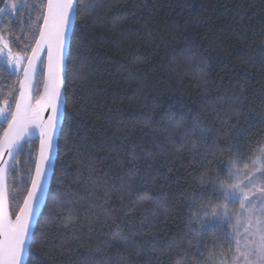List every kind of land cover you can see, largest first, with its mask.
<instances>
[{
	"label": "trees",
	"instance_id": "obj_1",
	"mask_svg": "<svg viewBox=\"0 0 264 264\" xmlns=\"http://www.w3.org/2000/svg\"><path fill=\"white\" fill-rule=\"evenodd\" d=\"M31 3L0 0V34L13 53L34 46ZM76 7L54 174L26 264H206L231 255L219 233L190 232L199 227L190 217L225 204L224 185L214 182L231 183L229 162L264 144V0ZM0 69V106L7 99L13 110L21 74ZM42 84L43 65L35 101ZM24 144L7 177L12 219L37 156V141Z\"/></svg>",
	"mask_w": 264,
	"mask_h": 264
},
{
	"label": "snow or ice",
	"instance_id": "obj_2",
	"mask_svg": "<svg viewBox=\"0 0 264 264\" xmlns=\"http://www.w3.org/2000/svg\"><path fill=\"white\" fill-rule=\"evenodd\" d=\"M78 3L79 0H32L31 5H25L35 13V18L29 25L35 41L34 46L30 48V54L28 51L13 53L9 42L0 34V60L13 69L9 72L10 76L20 70L24 74V80L20 82L19 98L12 96L15 109L12 110V105L7 99L3 101V106H0V124L7 123L3 136H0V160L3 161L0 163V264H22L21 258L27 246L30 221L36 215V205L44 193V179L51 160L53 136L61 118L62 94L59 85L63 80L54 70V53L57 63L62 66L70 19L72 14L77 12ZM11 7L15 9L16 5ZM5 11L0 8V14ZM45 50L48 80L44 85V93L36 99V106L33 107L30 100L31 80L37 79L38 63H44L40 53ZM12 91L10 90V94ZM236 102L240 103L239 100ZM49 107L52 115L47 124H43L40 121V113ZM137 115L144 116L143 113ZM67 118L65 116V119ZM30 125L39 129V157L33 160L35 172L29 178L31 188L24 198V206L15 214V219H12L13 214L8 208L6 178L10 172L16 171V158L25 148L21 141L26 135H30ZM180 126L181 123L178 122L176 127ZM257 152L258 154L250 156L247 161L241 156L240 159L229 162L227 169L231 183L224 184L220 180L214 182L224 185L222 195L225 204L213 207L210 211L203 208L190 217V220L199 226L190 227V232L213 230L220 234L222 240L228 241L227 250L231 255H222L219 258L209 256L206 264H264V144L258 145ZM5 155L7 159H4ZM135 158L136 154L133 153V159ZM9 160L12 161L11 164ZM242 163L245 168L250 163L252 170L242 171ZM24 183L22 182L14 193V200L19 199ZM228 203H238L239 210L230 211ZM118 238L113 237L114 240ZM130 243L134 241L124 240L125 245ZM213 244L220 246L216 241ZM81 264H93V261L91 257H87Z\"/></svg>",
	"mask_w": 264,
	"mask_h": 264
},
{
	"label": "water",
	"instance_id": "obj_3",
	"mask_svg": "<svg viewBox=\"0 0 264 264\" xmlns=\"http://www.w3.org/2000/svg\"><path fill=\"white\" fill-rule=\"evenodd\" d=\"M75 20H76V13L72 14L71 19H70V25H69L68 32H67L66 47H65V51H64V55H63V64H62V66L57 63L56 56H55V53H54V70L56 71L57 75L62 80H63V77H64V66H65V63H66L68 48H69V45H70V40H71V36H72L74 25H75ZM40 58L42 60H44V83H43V88H42V92H41V95H42L44 93V85H45V83L48 80L47 51L46 50L44 52L40 53ZM39 69H40V64L38 63V70H37L36 76L38 75ZM23 80H24V74H23V71H22L21 81H23ZM35 80L36 79L31 80V93H30V96H32V94H33V87H34V84H35ZM19 89H20V84H19ZM59 91L62 94V103L60 104V117H61L60 118V124L57 126V128H56V130L54 132L51 160L48 163L46 176H45V179H44V193L42 194V197H41L40 201L36 205V215L30 221L27 246H26L25 251H24V253L22 255V258H21L22 259V264H26V261H27V258H28V253H29V249H30L31 238H32L33 232L35 230L38 218H39V216H40V214L42 212V209L45 206L46 196H47V193H48V190H49V187H50V184H51V178H52V175H53L54 162H55V159H56V152H57L56 146H57V141H58L59 130H60V127H61V124H62V121H63V112H64V104H65L64 96H63V83L61 85H59ZM18 98H19V95H18ZM14 109H15V106H14ZM51 115H52L51 108L50 107L46 108L43 111V113H42V115L40 117V121L43 124H47L48 118ZM29 127H30V135H26L24 140H22L21 142L22 143H28V142L37 141L38 142V155H37V158H38L39 157V151H40V139L38 138L39 137V129L36 128L34 125H30ZM4 159H7L6 155H5ZM2 162L3 161L0 160V163H2ZM11 163H12V161L9 160V164H11ZM6 181H7V178H6ZM30 188H31V186H30ZM23 206H24V204H23Z\"/></svg>",
	"mask_w": 264,
	"mask_h": 264
},
{
	"label": "bare ground",
	"instance_id": "obj_4",
	"mask_svg": "<svg viewBox=\"0 0 264 264\" xmlns=\"http://www.w3.org/2000/svg\"><path fill=\"white\" fill-rule=\"evenodd\" d=\"M76 16H77V12H76ZM76 21V20H75ZM75 26V25H74ZM73 30H74V28H73ZM73 33V32H72ZM72 37V36H71ZM70 42H71V40H70ZM69 47H70V45H69ZM68 51H69V48H68ZM67 55H68V53H67ZM66 60H67V58H66ZM44 61V60H43ZM26 63V62H25ZM65 65H66V63H65ZM42 65H40V67H41ZM64 72H65V66H64ZM38 73H39V71H38ZM21 74H22V71H21ZM38 76V75H37ZM36 83H37V79L35 80V84H34V87H33V94H32V96H30V100H31V103H32V105H33V107H35L36 106V104H35V98H34V96H35V89H36ZM43 83H44V63H43ZM42 88H43V84H42ZM41 92H42V89H41ZM18 95H19V92H18ZM40 95H41V93H40ZM63 96H64V77H63ZM17 98H18V96H17ZM64 102H65V100H64ZM15 106V105H14ZM64 106H65V104H64ZM14 109V108H13ZM42 113L43 112H41L40 113V117H41V115H42ZM63 116H64V112H63ZM62 123H63V121H62ZM62 125V124H61ZM61 128V127H60ZM60 131V130H59ZM3 136V135H2ZM58 137H59V135H58ZM34 142V141H33ZM56 148L58 149V141H57V146H56ZM37 155H38V149H37ZM56 157H57V152H56ZM36 159H37V156H36ZM55 163H56V159H55V162H54V168H55ZM34 172H35V165H34ZM34 172H33V175H34ZM53 174H54V169H53ZM8 176V175H7ZM52 178H53V175H52ZM52 178H51V181H52ZM30 186H31V184H29V188H28V191H29V189H30ZM50 186H51V184H50ZM6 189H7V181H6ZM49 190H50V187H49ZM49 190H48V193H47V196H46V201H45V206H46V203H47V198H48V194H49ZM27 191V192H28ZM26 196H27V194H26ZM25 196V197H26ZM23 204H24V200H23V203H22V205H21V207H20V209L22 208V206H23ZM45 206H44V208H45ZM8 208H9V206H8ZM44 208L42 209V212H43V210H44ZM19 209V210H20ZM42 212H41V214H42ZM18 213H19V211H18ZM41 214H40V216H41ZM40 216H39V218H38V221H39V219H40ZM15 219V218H14ZM38 221H37V224H38ZM37 224H36V227H37ZM36 227H35V230H36ZM35 230H34V232H33V235H32V238H33V236H34V233H35ZM32 238H31V241H32ZM30 245H31V243H30Z\"/></svg>",
	"mask_w": 264,
	"mask_h": 264
},
{
	"label": "rangeland",
	"instance_id": "obj_5",
	"mask_svg": "<svg viewBox=\"0 0 264 264\" xmlns=\"http://www.w3.org/2000/svg\"><path fill=\"white\" fill-rule=\"evenodd\" d=\"M0 62H1V63H3V64H4V65L7 67V68H9V67L7 66V64H6V62H5V61H3V60H0ZM9 69H10L11 71H13V69H11V68H9ZM21 71H22V70H20V71H17L16 73H17V74H21Z\"/></svg>",
	"mask_w": 264,
	"mask_h": 264
}]
</instances>
